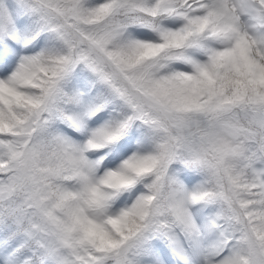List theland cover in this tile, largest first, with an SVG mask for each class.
Instances as JSON below:
<instances>
[{
    "label": "snow or ice",
    "instance_id": "snow-or-ice-1",
    "mask_svg": "<svg viewBox=\"0 0 264 264\" xmlns=\"http://www.w3.org/2000/svg\"><path fill=\"white\" fill-rule=\"evenodd\" d=\"M0 264H264V0H0Z\"/></svg>",
    "mask_w": 264,
    "mask_h": 264
}]
</instances>
